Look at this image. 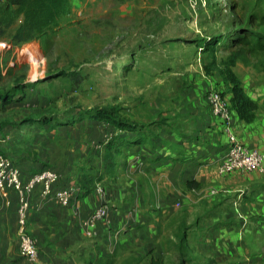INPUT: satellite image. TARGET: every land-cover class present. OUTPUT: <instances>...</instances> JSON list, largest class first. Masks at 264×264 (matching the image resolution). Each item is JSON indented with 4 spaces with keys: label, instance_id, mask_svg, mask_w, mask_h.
I'll use <instances>...</instances> for the list:
<instances>
[{
    "label": "rangeland",
    "instance_id": "obj_1",
    "mask_svg": "<svg viewBox=\"0 0 264 264\" xmlns=\"http://www.w3.org/2000/svg\"><path fill=\"white\" fill-rule=\"evenodd\" d=\"M245 28L264 34V0H70L48 35L0 48V92L9 94L8 101L0 99V132L26 122L30 154L38 161L46 128L33 119L76 117L81 120L73 128L82 133L92 128L84 119L91 110L113 108L115 116L146 127L167 126L210 89L231 101L228 70L264 105V54L223 48ZM213 35L222 36L221 46L202 52L199 43ZM165 231L161 237L146 227L121 231L111 244L86 235L62 250L49 247L47 238L30 264H216L190 252L184 236L177 243Z\"/></svg>",
    "mask_w": 264,
    "mask_h": 264
},
{
    "label": "crops",
    "instance_id": "obj_2",
    "mask_svg": "<svg viewBox=\"0 0 264 264\" xmlns=\"http://www.w3.org/2000/svg\"><path fill=\"white\" fill-rule=\"evenodd\" d=\"M250 98L257 104L254 119L248 122L231 109L230 125L240 143L264 150V105ZM190 104V112L172 118L167 126L145 124L142 142H123L109 168L105 142L112 137L135 139V133L91 118L85 122L92 128L82 133L75 131V123L54 126L50 121L43 125L46 130L40 139L46 145L36 161L27 139L31 134L24 131L29 128L26 122L2 129L0 154L16 161L23 180L43 166H53L59 174L55 186L77 189L76 198L66 207L51 195L43 197L39 186L30 192L26 229L37 248L47 247V238L49 247L61 250L84 239L82 221L97 206L96 186L101 185L111 209L96 224L97 240L104 238L111 244L124 235L121 231L142 227L161 237L168 229L174 242L184 236L190 252L216 264H264V176L245 170L219 174L228 136L210 114L206 98ZM45 159L46 165L41 163ZM85 172L100 176L88 193L80 183ZM17 208L13 189L0 192V264H30L19 251Z\"/></svg>",
    "mask_w": 264,
    "mask_h": 264
},
{
    "label": "trees",
    "instance_id": "obj_3",
    "mask_svg": "<svg viewBox=\"0 0 264 264\" xmlns=\"http://www.w3.org/2000/svg\"><path fill=\"white\" fill-rule=\"evenodd\" d=\"M69 10L70 0H0V36L7 37L8 43H11L12 46H18L32 40L42 39L54 30L58 18L68 13ZM221 38L222 36L213 35L201 40L199 43L200 50L202 52H215L221 44ZM236 47H246L249 52L253 54H264V34L258 31H252V29L248 28L242 29L238 31L236 35L230 37L229 41L223 45V48L229 50L231 53L236 50ZM228 73L231 74L233 80L231 97L232 109L237 112L240 118L248 122L252 121L255 116L254 112L257 108V104L254 100L249 98L243 88L237 84V79L230 70H228ZM0 99L3 102L8 101L9 94L0 92ZM114 111L113 108H97L91 110L88 117H84V119L91 118L107 121L119 129L127 130L137 135L135 139L130 138L125 140L121 137H112L105 142L104 159L108 162L106 165L107 168L111 166L112 163L110 160L114 158V154L120 151L119 144L125 141L129 143H140L144 139L145 133L142 132L145 127L144 123H138L128 118L115 116L113 113ZM57 115L58 114L33 120H35L36 125L39 126H43L50 121H54L57 125H72L81 120L76 119V117H67L64 114L61 116ZM62 118H67V121L60 123L59 120H62ZM98 180H100V176H95L87 172L83 173L80 183L85 193H88L90 186ZM187 186L191 187L194 186V184L191 185L190 182H187Z\"/></svg>",
    "mask_w": 264,
    "mask_h": 264
},
{
    "label": "built area",
    "instance_id": "obj_4",
    "mask_svg": "<svg viewBox=\"0 0 264 264\" xmlns=\"http://www.w3.org/2000/svg\"><path fill=\"white\" fill-rule=\"evenodd\" d=\"M10 46L8 42L0 41V48L7 49ZM32 58L37 62L36 57ZM205 98L210 114L222 124L229 140L226 154L218 166V173L225 174L232 170H245L257 172L264 176V150L245 146L236 139L232 132L230 125L232 113L229 99L217 89L207 91ZM58 180V172L48 166H43L23 180L21 171L14 160L3 153L0 154V192L7 188L16 192L18 200L17 222L20 231L19 251L31 262L38 258V248L36 240L26 229L29 209L28 195L39 186L43 197L51 195L58 200L60 205L69 206L76 198L77 189L72 185L55 186ZM96 192L100 195L99 202L89 216L82 221L87 236L94 234L96 224L105 220L110 211L102 186L97 185Z\"/></svg>",
    "mask_w": 264,
    "mask_h": 264
}]
</instances>
